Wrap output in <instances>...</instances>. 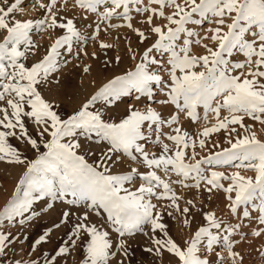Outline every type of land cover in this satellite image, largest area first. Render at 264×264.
I'll return each mask as SVG.
<instances>
[{
    "label": "snow or ice",
    "instance_id": "6c2138e0",
    "mask_svg": "<svg viewBox=\"0 0 264 264\" xmlns=\"http://www.w3.org/2000/svg\"><path fill=\"white\" fill-rule=\"evenodd\" d=\"M68 2L64 0L65 8ZM72 2L84 13L82 19L95 17L89 36L82 34L74 19L61 14L60 0H35L33 7L38 5L43 16L29 19L17 18L26 14L24 0H0V163L21 169L0 210V258L7 256L12 245L29 239L2 229L25 227L40 217L37 207L47 213L59 201L63 209L59 222L34 239L30 252L40 253L53 229H65L62 245L40 253V259L15 260L14 264H61L74 252L80 255L78 264H126L128 239L137 233L148 238L145 252L160 258L167 253L170 264H214L208 254L216 257V264H226L217 246L231 264H242L231 239L239 224L228 226L215 212H202L205 224L197 226L181 245L169 234L158 207L172 209L167 212L170 217L178 213L188 229L196 205L187 200L181 208L182 197L173 185L202 190L209 198L213 192H222L231 215L264 225V140L254 131L256 123L264 126V0ZM133 12L143 17L140 23L154 37L150 44L149 35L134 26ZM114 19L122 23L113 24ZM117 28L129 29L138 44L145 45L137 52L129 42L130 59L138 62L61 115L63 110L58 111L57 103L45 94L52 92V77L60 72L61 49L70 53L74 41H95L102 30ZM57 30L62 34L39 56L34 34ZM112 47L99 43L102 50ZM196 47L203 54H194ZM234 54L242 55L243 61L231 59ZM120 62L116 56L104 64ZM133 94L146 106L142 110L126 104L122 116L114 120L112 107ZM157 94L162 97L157 103L171 109L169 115L146 104ZM182 117L203 123L202 130L190 134L183 128ZM246 119L253 125L246 124ZM222 131L227 133V146L214 143L208 155L198 157L197 149H205ZM85 142L101 146L100 155L83 150ZM77 211L82 215L73 219ZM102 214L100 224L93 222V215ZM262 232L264 228L252 235L259 237ZM118 255L122 259L117 260Z\"/></svg>",
    "mask_w": 264,
    "mask_h": 264
},
{
    "label": "rangeland",
    "instance_id": "374dc122",
    "mask_svg": "<svg viewBox=\"0 0 264 264\" xmlns=\"http://www.w3.org/2000/svg\"><path fill=\"white\" fill-rule=\"evenodd\" d=\"M44 2L46 3L47 0H44ZM34 3H35V0H24V4L22 5V7H24L26 9V14L22 17L18 16L17 18H21V19L41 18L43 16V11L39 9L38 5L33 7ZM58 7H60L63 10V13H61V14L64 16H65V13L69 12V11H67V7L71 10L72 14L70 13V18L74 19L77 27L81 30L83 35L89 36L93 32V30H94L93 27H89V25H94L95 17L89 16V18L87 20L82 19V16L84 15V13H82L78 8L74 7L72 0H69L66 8L64 7V0H60V4L58 5ZM64 8H65V10H64ZM64 11H66V12H64ZM133 16H134V19H133L134 26L140 27L141 30L145 29L143 31H145L146 34L149 35L150 39H149V42H147V43L150 44L152 39H154V37H152V35L148 32V26L140 23V21L143 20V17L137 16L134 12H133ZM112 23L113 24H119V23H122V21L114 19L112 21ZM156 23L160 24V23H162V21L157 20ZM205 27H208V26L206 25ZM102 28H103V26H102ZM54 33L55 32H52V31H46V32L34 34V37H33L34 40L40 45L39 56L42 57L45 54V50L57 38L56 35H61V34H54ZM101 41H103L105 43L112 44L114 47L111 48L112 50L111 49L102 50L99 48V43ZM129 42H131V46H132L133 50L137 51V52H142L144 47H145V45H139L138 44L137 37L129 29L117 28V29H108L107 31L102 30L99 37L95 41H92L90 39L87 41V43L74 41L73 47H72V50L70 53L65 49H61V56L59 58L60 59V72L57 74H54L52 77V92L51 93H45L46 96H50L57 103V105H58L57 110L58 111L60 109L63 110V111H61V115H66L67 113H70L73 109H75L76 107L79 106L80 102H78V98H79L80 93H82V90H81L82 82H85V84L87 86L90 85V88L94 93L100 86H102L103 83L107 82V80L112 78L114 75L123 74V72H125L126 70H129L132 67H134L135 63L138 62V59L136 61H133L130 59V53H128V51H127V48L129 46ZM205 42H207V41H205ZM81 49H83V51ZM85 51L88 53L87 55L84 54ZM102 51H104V53L105 52L107 53V51H109L111 54L112 60L116 56L120 55L122 62H120L118 64L119 68H117L113 65V63L106 67L104 62L99 61L100 64L97 62L98 63L97 65L100 66V71L102 73L99 72L97 75H95L93 69L95 67L94 65H96V62H94L95 58H93L90 55H92V53H95L96 57H98V55H100V54H98V52L102 53ZM120 52H122V53H120ZM112 53H113V55H112ZM116 53H117V55H116ZM122 54H123V56H122ZM125 54H127V55L125 56ZM194 54H203V49L200 47L194 48ZM89 58H91V60H89ZM231 59H233L234 61H239V62L243 61L242 55L234 54V56ZM92 60H94V61H92ZM105 60H107V59L105 58ZM90 63H91V65H90ZM93 63H95V64H93ZM101 63H103V65ZM88 64L90 65V67ZM85 67L90 68L89 72L91 73V75L89 73H86L83 71V69ZM105 70H106V72H105ZM81 72H83L84 75ZM115 72H117V73H115ZM76 73H77V75H76ZM77 76H78V78H77ZM87 76H88V78H87ZM90 78H92V79H90ZM165 78H166V76H165ZM57 81H60V83L57 84ZM71 81H73V84H71ZM75 81L77 82V85L79 86L80 93H77L75 95H71V96L67 97L66 91H70V87H72V88H74V86L78 87L75 84L76 83ZM70 84L73 86H71ZM154 89H155V86H154ZM155 91L158 93V89H155ZM89 92H90V90L84 92V94L86 95V96L84 95V100L89 94H93V93H89ZM161 98L162 97L159 94H157L155 100H147L146 104L148 106L155 107L158 111H162L163 114L165 113L164 115L167 116L168 113H166L163 110L167 106H161L159 103H157V101ZM126 104L136 105L137 107L141 108L142 110L146 106L145 103L137 102L135 100V94H133L129 97H126V98H122V101L118 102V106L112 107V112L110 113V115L112 116V118L114 120L118 119L119 117L122 116V114L124 112L123 109H125ZM225 115H226V113H225ZM211 120H212V117L209 116V121H211ZM181 123L183 125V128L185 130H187L190 134L197 133L198 131L202 130V128L204 126L203 123L193 124L183 117L181 118ZM245 123L248 125H253L254 122L246 119ZM30 131L32 132L33 135H35V132H34V130L31 129V126H30ZM165 131H168V129H165ZM254 131H256V133L260 139L264 140V126H261L258 123H256L254 125ZM240 134L241 135L244 134L243 130H240ZM217 135H218V137H215ZM219 135H220V133L214 135L210 139V141L208 142V146L205 149H203L202 151L197 149L198 157L208 155L209 150L212 148V145L214 143H220L222 146H225V147L227 146L224 143L225 139L227 138V133L222 131L221 135L220 136ZM81 139H83V138H81ZM165 142H167V141H165ZM11 143L13 145L17 146L18 148H20L22 151H24V146L21 145L17 140L12 139ZM100 148H101V146L92 144L90 142H85L83 145V150H85V151L90 150L91 152H95L96 156L100 155ZM153 150H156V149L153 148ZM26 154L29 155L30 157L32 155L31 152H26ZM89 158L91 159L92 157H89ZM127 167H128V165L125 164L124 168L127 169ZM114 170L119 172V171H121V168L115 167ZM217 170L224 171L225 169L220 168ZM234 170L235 169H233V168L227 169V171H229V172L234 171ZM141 171H143V169H141ZM20 172H21V169L19 167L9 166V165H5L3 163H0V210H2L7 199L10 197ZM241 174L245 175V176L252 175V173L249 171H242ZM137 183H139V178H137ZM173 189H174V191L177 192V194L179 196L182 197V199L179 201L181 208L187 206L185 203V201H187V200H192L196 205V208L192 209V213H191L192 223L195 226L194 229L191 227L188 229H185L184 226L181 227L182 225H180V224H183V217H181L178 213L173 212V216H171V217L168 216L167 212L172 211V209L158 207V210L161 209V211L164 212L163 222L168 225L169 234L173 237V239L177 240V243L183 245L184 240L191 238V236H189V235H192V233L196 230L197 226H203L205 224L203 221V218H202V214H201L202 212L212 211V212H215L216 215L219 213L217 215V218L219 217L218 219H220L222 221L224 220L225 225L235 226V225L239 224L241 226L240 229L236 233H234V235L231 237V239L233 240V243H234L233 250L235 252L239 253V255L243 257L242 264H264V246H262L263 243H261L264 241L263 240L264 232H262V234L259 237L252 235L253 231H257V230L264 228V225H260L256 219H253L251 221L244 220L242 217L237 218L236 216L231 215L230 212L225 211V209H227V206H226L227 200L225 199L224 194L222 192H216V193L213 192L211 194V198H209V194L207 192L202 191V190L199 192L195 189H184L179 185H173ZM202 193H203V195H202ZM207 201L208 202L210 201L209 203L212 205H210ZM153 202L158 203V205H165L167 203V201L157 202L155 200H153ZM222 203H224V205ZM60 204H61V202L57 201L54 209L49 210V212H47V213L41 211V209L39 207H37L36 210L40 211V217L34 219L31 222H28V225L25 227H20L19 225H17L16 227L6 226L4 229H2L3 231H6V232L10 231L14 236L18 235L22 238L24 236L29 237V239L25 243H23V244L16 243V244L12 245L7 250V256L0 258V260L3 261V264H14L15 260H30L33 257L40 259V253H50L53 248L57 247L58 245H62L63 240L66 239L65 229H63V228L53 229V232H52V235L50 238V242L41 246L40 253H31L30 252V245L32 244L34 239L38 238V236L40 234H42L44 231H46L48 228H51L54 223L59 222V213L63 210L60 207ZM79 207H80V209L84 208L83 205H80ZM218 208H220V209L218 210ZM76 214L82 215V212H79V211L74 212L73 219H75ZM255 215L256 214L253 213V217H255ZM96 218L100 222H102L103 214L101 217H96ZM41 226H42V228H41ZM179 227L181 228V230ZM188 230H190V232ZM182 231H185L187 233L189 232V234L187 235V233H185V232L182 233ZM180 234H182V235H180ZM183 235H185V237L186 236L187 237L185 238ZM113 240L115 243L116 242L115 236H113ZM259 240H261V242ZM128 246H129V257L126 260V264H170L171 258L169 256V254L165 253L163 258H160V257L154 256L151 253H147L144 251V248L150 246V244H149L148 238L145 237L141 233H137L135 237L128 239ZM235 248H237V249H235ZM217 251H220L222 255H223V253H224V255L225 254L227 255V253L224 252L223 249L220 248L219 246H217ZM226 255L224 256L226 264H230L231 261H230V259H228V257ZM212 256H214V255L208 254V257L211 260L213 259L214 264H216V257L214 256L215 258H213ZM119 259H122V257H120L118 255L117 260H119ZM79 260H80L79 253L74 252L72 254V256L68 257L66 260L61 261V264H78ZM238 264H239V262H238Z\"/></svg>",
    "mask_w": 264,
    "mask_h": 264
},
{
    "label": "bare ground",
    "instance_id": "6f19581e",
    "mask_svg": "<svg viewBox=\"0 0 264 264\" xmlns=\"http://www.w3.org/2000/svg\"><path fill=\"white\" fill-rule=\"evenodd\" d=\"M68 9H69V8L67 7V11H69V12L65 13V16L68 17V18H70L71 10H70V9L68 10ZM64 10H65V8H64ZM64 12H66V11H64ZM62 13H63V11H62ZM71 14H72V13H71ZM73 14H74V13H73ZM141 21H142V20H141ZM78 22H79V21H78ZM143 30H145V29H143ZM52 32H55L54 34H62V32H61L60 30L52 31ZM54 34H53V35H54ZM56 36H57V38H58L59 35H56ZM53 37H54V36H53ZM53 39H54V38H53ZM152 40H153V39H152ZM92 44H93V43H92ZM87 47H88V46H87ZM113 47H114V46H113ZM118 48H119V47H118ZM94 50H95V49H94ZM111 50H112V49H111ZM109 51H110V50H109ZM109 51H107V53L105 52L106 54L104 53V51H102V53H99V52H98V54H100V55H98V57L95 58V61H94V60H92V61L96 62V65H97V64L99 63V61L104 62V61H105V58H106L107 60H112V57H111V54H110ZM113 53H114V52H113ZM113 53H112V55H113ZM120 53H122V52H120ZM123 53H124V52H123ZM101 54H102V55H101ZM116 55H117V53H116ZM126 55H127V54H125V56H126ZM90 56H92V55H90ZM122 56H123V54H122ZM119 57H120V55H119ZM123 59H124V58H123ZM89 60H91V58H89ZM123 61H124V60H123ZM97 62H98V63H97ZM121 62H122V61H121ZM127 63H128V62H127ZM93 64H95V63H93ZM99 64H100V63H99ZM101 64L103 65V63H101ZM88 65H89V64H88ZM90 65H91V63H90ZM90 65H89V67H90ZM96 65H94L95 67H94V69H93L95 75H97L99 72H101V71H100V66H99V65L96 66ZM113 65H114L115 67L119 68L118 64L116 65L115 63H113ZM86 66H87V65H86ZM106 67H107V66H106ZM95 68H96V69H95ZM112 68H113V67H112ZM122 68H123V67H122ZM126 68H127V67H126ZM107 69H108V68H107ZM114 69H115V68H114ZM108 70H109V69H108ZM115 70H116V69H115ZM115 70H114V71H115ZM93 71H92V72H93ZM102 71H103V70H102ZM118 71H119V70H118ZM72 72H73V71H72ZM79 72H80V71H79ZM105 72H106V70H105ZM73 73H74V72H73ZM81 73H83V72H81ZM87 73H89V74L91 75L90 72H87ZM101 73H102V72H101ZM115 73H117V72H115ZM60 74H61V73H60ZM76 75H77V73H76ZM83 75H84V73H83ZM85 75H86V74H85ZM87 75H88V74H87ZM90 75H89V76H90ZM81 76H82V75H81ZM84 77H85V76H84ZM96 77H97V76H96ZM99 77H100V76H99ZM109 77H110V76H109ZM77 78H78V76H77ZM85 78H86V77H85ZM85 78H84V79H85ZM87 78H88V76H87ZM74 79H75V78H74ZM90 79H92V78H90ZM93 79H94V78H93ZM101 79H102V78H101ZM107 79H108V78H107ZM94 80H95V79H94ZM96 80H97V79H96ZM102 80H103V79H102ZM105 80H106V79H105ZM92 81H93V80H92ZM92 81H91V82H92ZM69 82H70V81H69ZM69 82H68V83H69ZM75 82H76V81H75ZM79 83H80V82H79ZM98 83H99V82H98ZM71 84H73V81H71ZM71 84H70V85H71ZM75 84L77 85V82H76ZM75 84H74V85H75ZM96 84H97V83H96ZM71 86H73V85H71ZM77 86H78V85H77ZM81 90H82V93H80L79 86H78V87H75V86H74V88L70 87V91H66V93H67V97H68V96H71V95H75V94H77V93H80L79 98H78V102L81 103V102L84 100V95H85L84 92H85V91H89V90H90L89 93H93V91H92L91 88H90V85L87 86V85L85 84V82H82V88H81ZM90 95H91V94H89L88 96H90ZM85 96H86V95H85ZM88 96H87V97H88ZM74 103H75V102H74ZM76 103H77V102H76ZM77 104H78V103H77ZM75 107H76V106H75ZM162 108H163V107H162ZM123 110L125 111V109H123ZM163 110H164L166 113H168L167 115H169V113L171 112V109L168 108V107L164 108ZM122 112H123V111H122ZM123 113H124V112H123ZM164 114H165V113H164ZM226 114H227V113H226ZM224 115H225V113H224ZM221 133H222V132H221ZM221 133H220V135H221ZM220 135H219V136H220ZM215 137H218V135L215 136ZM3 180H4V179H3ZM195 192H196V191H195ZM195 192H194V193H195ZM199 192H200V191H199ZM215 193H216V192H215ZM217 194H218V193H217ZM202 195H203V193H202ZM204 198H205V197H204ZM204 198H203V199H204ZM208 199H209V198H208ZM208 199H207V200H208ZM220 199H221V198H220ZM197 201H198V200H197ZM204 202H205V201H204ZM207 202H208V201H207ZM207 202H206V203H207ZM209 202H210V201H209ZM209 202H208V203H209ZM154 203H155V202H154ZM166 204H167V203H166ZM209 204H210V203H209ZM222 204L224 205V203H222ZM210 205H212V204H210ZM223 205H222V206H223ZM225 205H226V204H225ZM224 208H225V207H224ZM219 209H220V208H218V210H219ZM227 209H228V208H227ZM227 209H225V211L229 212V211H228L229 209H228V210H227ZM160 210H161V209H160ZM223 210H224V209H223ZM216 212H217V211H216ZM217 213H218V212H217ZM218 214H219V213H218ZM218 214H217V215H218ZM227 216H228V215H227ZM230 217H231V216H230ZM230 217H229V218H230ZM218 218H219V217H218ZM223 218H224V217H223ZM230 219H231V218H230ZM92 220H93V222H96L97 224H100V223H101V222H100L96 217H94V216H92ZM196 220H197V219H196ZM196 222H197V221H196ZM223 222H224V220H223ZM204 223H205V222H204ZM237 223H238V222H237ZM180 225H182L181 227H183V224H180ZM41 228H42V226H41ZM41 228H40V229H41ZM46 228H47V227H46ZM179 228H180V227H179ZM179 228H178V229H179ZM191 228H193V229L195 228V226H194L193 223H192V225H191ZM37 229H38V228H37ZM180 230H181V228H180ZM185 231H186V230H185ZM185 231H182V233L185 232ZM188 231L190 232V230H188ZM189 232H188V233L185 232V233H187V235H188ZM179 233H180V232H179ZM180 235H182V234H180ZM183 236L185 237V235H183ZM189 236H191V235H189ZM186 237H187V236H186ZM186 237H185V238H186ZM261 237H262V236H261ZM261 240H262V239H261ZM261 240H259V241L261 242ZM263 240H264V238H263ZM263 240H262V241H263ZM176 241H177V240H176ZM238 242H239V241H238ZM261 243H263L262 246H264V241L261 242ZM259 245H260V244H259ZM241 247H242V246H241ZM241 247H240V248H241ZM259 247H260V246H259ZM242 248H243V247H242ZM235 249H237V248H235ZM243 249H244V248H243ZM221 251H222V250H221ZM222 253H223V252H222ZM223 255H224V253H223ZM225 255H226V254H225ZM225 255H224V256H225ZM226 256H227V255H226ZM212 257L215 258L214 256H212ZM227 257H228V256H227ZM209 259H210V258H209ZM212 260H213V259H212ZM230 264H231V262H230Z\"/></svg>",
    "mask_w": 264,
    "mask_h": 264
}]
</instances>
